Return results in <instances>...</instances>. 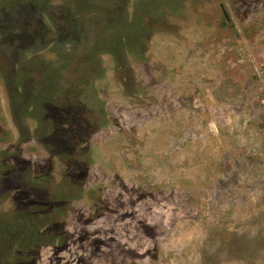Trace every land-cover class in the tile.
Returning <instances> with one entry per match:
<instances>
[{
  "label": "rangeland",
  "instance_id": "374dc122",
  "mask_svg": "<svg viewBox=\"0 0 264 264\" xmlns=\"http://www.w3.org/2000/svg\"><path fill=\"white\" fill-rule=\"evenodd\" d=\"M0 264H264V0H0Z\"/></svg>",
  "mask_w": 264,
  "mask_h": 264
}]
</instances>
